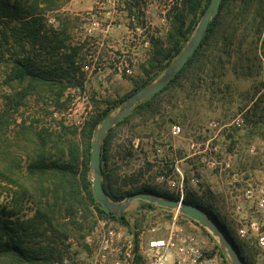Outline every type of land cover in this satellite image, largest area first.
I'll list each match as a JSON object with an SVG mask.
<instances>
[{"label":"rangeland","instance_id":"374dc122","mask_svg":"<svg viewBox=\"0 0 264 264\" xmlns=\"http://www.w3.org/2000/svg\"><path fill=\"white\" fill-rule=\"evenodd\" d=\"M230 1L233 6L229 18L233 16L236 22L231 20L225 33L220 29L200 59L160 97L154 113L135 115L112 132L108 161L121 179H136L126 189L145 185L176 196V190L160 177L178 180L180 169L185 176V193H195L218 216L249 264H264V245L259 243V237L264 235V206L259 204L264 196V25L257 29V22L264 21V9L256 13L248 0ZM168 4L163 0H144L129 15L124 0H65L60 13L75 21L67 44L81 47L82 85L67 88L62 98L64 107L42 101L22 106L18 122L23 116L39 119L47 127L57 128L62 123L80 128L90 116L118 104L110 112L113 113L133 89L157 80L165 68L148 73L146 70L150 68L154 42H166L170 28ZM46 24L56 28L58 19L48 15ZM8 49V44L0 46V111L6 107L3 95L12 92L5 79L15 50ZM174 125L181 127L180 134L172 133ZM211 161H216V166H208ZM194 175L201 179L199 186L190 182ZM207 175L223 180V190L215 192L206 181ZM16 189L0 181V209L12 207ZM34 209L35 205L27 202L18 215L29 217ZM123 212L134 232L151 226L165 231L177 214L165 208H144L140 201L130 203ZM178 215L180 224L185 226L183 230L203 239L205 251L211 253L218 245L216 239L191 218ZM92 221V229L83 238L79 232L67 240L63 260L53 264L117 261L116 253L106 262L100 261L99 235L103 229L98 219L94 217ZM252 222L256 223L255 229L251 228ZM117 225L112 220V227ZM242 228L247 230L245 236L239 234Z\"/></svg>","mask_w":264,"mask_h":264},{"label":"trees","instance_id":"16d2710c","mask_svg":"<svg viewBox=\"0 0 264 264\" xmlns=\"http://www.w3.org/2000/svg\"><path fill=\"white\" fill-rule=\"evenodd\" d=\"M143 1L124 0L129 15L138 10ZM163 1L169 3L167 19L170 28L166 42L161 39L154 42L150 68L146 73L151 69L164 70L167 67L184 47L211 0ZM248 3L255 6L256 13L264 9V0H248ZM64 4L65 0H0V26H3L0 27V44H8V50H15L5 79L12 92L3 95L6 107L0 111V181L18 188L11 200L12 207L4 206L0 209V264H53L55 260L62 261L67 240L79 232L83 238V234L92 229L94 217L119 220L130 232H134L124 212L110 215L101 209L94 198L90 178L94 129L118 104L90 116L80 128L62 123H58L57 128L47 127L41 125L39 119L23 116L18 122L17 116L22 106L42 101L46 105L64 107L62 98L67 88L82 85L79 79L82 78L79 64L83 58L81 47L67 44L71 40L69 33L75 21L68 14L60 13ZM232 6L230 0H222L219 12L211 19L201 45L177 76L108 131L101 161L103 187L111 200L122 201L137 192H150L167 199L180 200L179 196L161 192L151 186L126 189V186L135 184L136 179H121L115 168L109 166L111 134L133 116L155 112L154 107L160 102V97L172 89L200 59L220 29L225 33L227 24L231 20L236 22L233 16L231 20L229 18ZM48 15L56 16L58 27H47ZM262 25L264 21L259 20L257 29ZM151 81L130 91L119 104ZM182 201L203 207L233 239L218 216L207 209L195 193L187 191ZM27 202L35 205L34 212L29 217H20L18 213ZM140 202L144 208L151 210L162 208L145 201ZM134 233L137 235V232ZM236 246L242 254L241 246L238 243ZM211 253L219 254L223 264H227L218 245H215ZM242 258L245 264H249L243 254Z\"/></svg>","mask_w":264,"mask_h":264},{"label":"water","instance_id":"95a60500","mask_svg":"<svg viewBox=\"0 0 264 264\" xmlns=\"http://www.w3.org/2000/svg\"><path fill=\"white\" fill-rule=\"evenodd\" d=\"M222 0H211L199 20L192 36L176 57L167 65L163 74L155 81L132 93L113 113L103 118L93 133L90 155V178L94 198L101 209L110 215H118L126 210L134 201H145L159 207L175 211L177 214L191 218L205 228L217 241L228 264H245L235 241L223 227L200 206L183 201L167 199L150 192H137L128 195L122 201L111 200L103 187L102 147L108 131L131 115L141 104L148 102L153 96L166 87L183 69L197 48L201 45L212 18L219 12Z\"/></svg>","mask_w":264,"mask_h":264},{"label":"built area","instance_id":"2783aa9c","mask_svg":"<svg viewBox=\"0 0 264 264\" xmlns=\"http://www.w3.org/2000/svg\"><path fill=\"white\" fill-rule=\"evenodd\" d=\"M130 73L129 70H127ZM181 127L174 125L172 133H181ZM216 161L208 162V166H216ZM200 169H205L204 165ZM199 169V170H200ZM178 180L162 175L161 180H166L167 184L176 190L182 201L187 189L185 185L184 173L177 169ZM190 182L199 186L201 179L194 175ZM251 197V195H247ZM259 204L264 206V196L260 197ZM256 223H251V228L255 229ZM132 233V232H131ZM240 236H245L247 230H239ZM99 259L106 262L113 252H116L115 243L122 241V245H117V261L114 264H223L221 256L217 253H208L203 247V239L193 233H187L178 225V214H174L171 224L163 231L159 226H151L143 231L132 233L126 237L119 230L106 227L99 235ZM259 243L264 245V235L259 237Z\"/></svg>","mask_w":264,"mask_h":264},{"label":"crops","instance_id":"0c3cea01","mask_svg":"<svg viewBox=\"0 0 264 264\" xmlns=\"http://www.w3.org/2000/svg\"><path fill=\"white\" fill-rule=\"evenodd\" d=\"M206 181L208 182V184L211 185V188L215 191V192H219L221 190H223V186H225V182H223V180H217L215 179L214 177L212 176H209L207 175L206 177ZM179 216V215H178ZM98 219V223H99V226L104 230L106 227H111V228H114L112 227V220L113 221H117V228H114L116 230H119L121 232H123L125 234L126 237H131L132 236V233L128 230V229H125V227H123L124 225L120 223L119 220H114V219H109V218H104V217H97ZM191 220V219H189ZM182 221V219L179 217L178 218V225L179 227H181V229H184V225L182 226L180 224V222ZM192 222V221H191ZM121 224V225H120ZM123 225V226H122ZM117 245L118 246H121L122 245V241H118V244L117 242L115 243V247H116V252H113V253H116V256H117ZM111 257V255H110Z\"/></svg>","mask_w":264,"mask_h":264}]
</instances>
